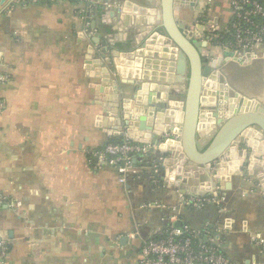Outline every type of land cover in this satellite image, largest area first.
<instances>
[{"label": "crops", "instance_id": "crops-1", "mask_svg": "<svg viewBox=\"0 0 264 264\" xmlns=\"http://www.w3.org/2000/svg\"><path fill=\"white\" fill-rule=\"evenodd\" d=\"M114 1L96 0L89 30L82 2L0 3V264H138L143 241L183 224L197 241L220 243L231 264H264L252 242L264 238V191L254 175L231 176L228 190L210 185L224 198L220 212L187 207L185 199L209 190L162 184L147 158H136L124 183L97 164L92 152L118 139L106 132L118 126L95 98L100 82L87 76L104 55L94 45L86 56L94 34L111 32L114 17L104 14ZM178 18L201 40L226 31L231 7L197 0ZM212 47L203 54L222 53ZM219 72L230 93L264 104L263 47Z\"/></svg>", "mask_w": 264, "mask_h": 264}, {"label": "water", "instance_id": "water-1", "mask_svg": "<svg viewBox=\"0 0 264 264\" xmlns=\"http://www.w3.org/2000/svg\"><path fill=\"white\" fill-rule=\"evenodd\" d=\"M196 1L115 0L105 11L104 18L114 17L107 20L111 32L105 40L94 34L86 58L92 59L94 45L104 55L87 76L101 84L95 98L102 112L116 117L118 128L106 132L149 145L147 159L168 187H191L193 194L216 183L228 190L231 176L254 175L264 191V104L230 93L219 80L222 67L250 54L205 56L207 39L194 38L178 18Z\"/></svg>", "mask_w": 264, "mask_h": 264}, {"label": "built area", "instance_id": "built-area-1", "mask_svg": "<svg viewBox=\"0 0 264 264\" xmlns=\"http://www.w3.org/2000/svg\"><path fill=\"white\" fill-rule=\"evenodd\" d=\"M27 1L53 3L58 0ZM68 1L85 3L87 9L83 20L84 28L87 30L91 18L89 14L96 5V0ZM227 2L231 7L230 24L224 33L215 37V39H220L222 35L227 36V39L223 44L217 45L213 38H209L208 41L211 42V45L222 52H229L232 56L239 57L243 54H251L257 47L264 48V4L259 0H227ZM149 151V145L123 140L107 143L92 154L97 159L99 166L113 167L118 175V181L124 183L133 169L136 158H147ZM223 202L222 196H205L189 197L185 199L184 204L195 210L215 206L221 212L223 211ZM10 207H12L11 204ZM218 232H214L213 237ZM220 233L222 235V232ZM196 238L197 233L187 225L183 224L181 227L171 225L163 236L151 237L143 241L138 264H231L223 254L220 243L197 241ZM252 242L264 254V238L255 235Z\"/></svg>", "mask_w": 264, "mask_h": 264}, {"label": "trees", "instance_id": "trees-1", "mask_svg": "<svg viewBox=\"0 0 264 264\" xmlns=\"http://www.w3.org/2000/svg\"><path fill=\"white\" fill-rule=\"evenodd\" d=\"M261 3H263L264 4V0H259ZM96 11V8H93V10L91 11V13L89 14L91 17L93 16V13ZM220 35V34H219ZM227 39V36H220V39L218 38V39H215L214 40V43L215 44H217V45H220V44H223V42L225 41ZM121 141H123V139H112V141L111 142H121ZM110 143V142H109Z\"/></svg>", "mask_w": 264, "mask_h": 264}, {"label": "rangeland", "instance_id": "rangeland-1", "mask_svg": "<svg viewBox=\"0 0 264 264\" xmlns=\"http://www.w3.org/2000/svg\"><path fill=\"white\" fill-rule=\"evenodd\" d=\"M206 38V36H203L202 38H201V40H206L205 39ZM208 41V40H207ZM208 44L210 45V47H212V45H211V42H209L208 41ZM213 56H215V55H213ZM213 56H212V58H213ZM211 56H209V58H210ZM239 79L238 80H240V76L238 77ZM244 83H246V82H244ZM239 85H240V88H241V82L240 83H238ZM245 86V85H244ZM245 89V88H244Z\"/></svg>", "mask_w": 264, "mask_h": 264}, {"label": "flooded vegetation", "instance_id": "flooded-vegetation-1", "mask_svg": "<svg viewBox=\"0 0 264 264\" xmlns=\"http://www.w3.org/2000/svg\"><path fill=\"white\" fill-rule=\"evenodd\" d=\"M217 35H218V34H215V35L212 34V35L206 36L205 39L208 40L209 38H213V39L215 40V37H216Z\"/></svg>", "mask_w": 264, "mask_h": 264}]
</instances>
